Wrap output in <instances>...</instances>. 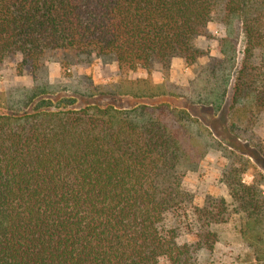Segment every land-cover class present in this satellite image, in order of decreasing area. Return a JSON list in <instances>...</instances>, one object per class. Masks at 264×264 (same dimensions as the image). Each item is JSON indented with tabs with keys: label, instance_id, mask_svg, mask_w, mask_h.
I'll use <instances>...</instances> for the list:
<instances>
[{
	"label": "trees",
	"instance_id": "obj_1",
	"mask_svg": "<svg viewBox=\"0 0 264 264\" xmlns=\"http://www.w3.org/2000/svg\"><path fill=\"white\" fill-rule=\"evenodd\" d=\"M219 7L229 25L241 21L245 38L231 107L251 98L264 112V70L252 65L264 50V0H0V65L21 56V67L37 70L49 55L67 54L148 73L157 63L168 69L175 56L192 66L201 55L196 40ZM225 69L213 58L197 73L214 79L211 94L219 96L197 102L215 105L224 126ZM140 82L146 90L136 96L159 95ZM29 91L26 108L38 95ZM194 123L166 102L67 108L43 98L30 111L0 114V264H195L200 251L214 249L213 224L231 214L224 198L187 208L182 179L197 164L187 145ZM242 129L229 126L231 135ZM245 170L231 168L225 182L235 212L254 229L264 192L242 181ZM182 216L192 242L178 241Z\"/></svg>",
	"mask_w": 264,
	"mask_h": 264
},
{
	"label": "rangeland",
	"instance_id": "obj_2",
	"mask_svg": "<svg viewBox=\"0 0 264 264\" xmlns=\"http://www.w3.org/2000/svg\"><path fill=\"white\" fill-rule=\"evenodd\" d=\"M196 45L201 52L196 64L188 66L182 57L175 56L168 69L157 63L150 73L145 69L120 70L117 62H105L96 56L81 60L75 55H49L37 70L21 67L18 64L21 56L7 59L0 65V114L30 111L43 98L67 108L88 104L128 108L141 103L166 102L188 110L197 118V123L192 125L194 139L187 144L192 152L190 157L196 159L197 164L190 165L182 179L183 188L191 196L187 208L192 213V207L202 208L212 198H224L231 214L230 220L213 224L218 235L214 249L200 251L195 264H264V215L254 229L247 228L244 214L235 212V207L238 210L239 207L225 182L231 168L242 171L244 167L245 172L240 174L242 181L254 183L264 192V112L254 108L251 98L231 107L237 73L245 56L241 21L235 20L229 25L220 7L217 8L206 33L197 38ZM213 58L226 62V80L221 83L220 91L226 89L221 99V106L227 112L225 126L215 105L197 102L204 96L211 97L212 101L218 96L211 94L214 79L206 81L203 73L197 76L201 67L205 68ZM252 65L264 70V50L254 52ZM140 79H147V86L159 95L136 96L135 93L142 94L141 91L146 90L138 87L144 86ZM32 87L38 89V95L26 108V96ZM231 125L243 128L236 131L240 135L237 148L228 145L229 138L236 134L235 131L233 136L230 134ZM213 131L223 133L225 141ZM166 217L168 225L176 223L175 213H168ZM188 224L187 218L182 216L180 243L194 239ZM163 264L168 262L163 261Z\"/></svg>",
	"mask_w": 264,
	"mask_h": 264
}]
</instances>
